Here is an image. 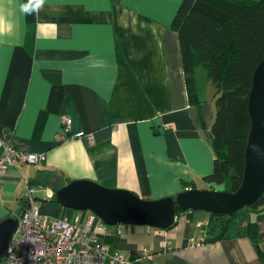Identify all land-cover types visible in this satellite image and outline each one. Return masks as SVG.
<instances>
[{"label":"crops","instance_id":"crops-1","mask_svg":"<svg viewBox=\"0 0 264 264\" xmlns=\"http://www.w3.org/2000/svg\"><path fill=\"white\" fill-rule=\"evenodd\" d=\"M182 1L45 0L38 14L24 16L23 0H0L18 40L0 42V139L44 154L36 164L15 158L2 179L0 222L18 217L29 186L42 214L68 220L77 211L55 193L70 180L144 199L210 188L203 178L215 159L216 89L198 65L197 101H188L172 26ZM64 116L72 120L66 137ZM78 131L93 140L68 137ZM207 218L185 212L168 228L107 226L100 238L134 264H264V239L233 230L255 222L256 234L264 233V203L241 211L226 237L200 242L197 223Z\"/></svg>","mask_w":264,"mask_h":264},{"label":"trees","instance_id":"trees-1","mask_svg":"<svg viewBox=\"0 0 264 264\" xmlns=\"http://www.w3.org/2000/svg\"><path fill=\"white\" fill-rule=\"evenodd\" d=\"M172 26L178 36L188 101H197L194 68L198 65L216 89L211 125L215 159L212 172L203 180L208 189L220 191L227 182V191H234L241 183L251 124L247 100L252 75L264 56V0H183ZM262 203L264 192L255 204L232 215L208 214L202 220L206 226L199 227L203 240L226 237L241 211ZM185 212L191 216L195 211L176 209L177 216ZM233 230L254 243L256 236L264 239V233L256 234L255 222Z\"/></svg>","mask_w":264,"mask_h":264},{"label":"water","instance_id":"water-1","mask_svg":"<svg viewBox=\"0 0 264 264\" xmlns=\"http://www.w3.org/2000/svg\"><path fill=\"white\" fill-rule=\"evenodd\" d=\"M251 124L244 153L241 183L234 191L188 188L174 197L144 199L126 189L108 188L93 180L75 179L60 187L56 202L68 209L91 211L108 226L148 225L168 228L181 211L232 215L255 204L264 192V56L252 75L247 100ZM18 219L0 222V260Z\"/></svg>","mask_w":264,"mask_h":264},{"label":"built area","instance_id":"built-area-1","mask_svg":"<svg viewBox=\"0 0 264 264\" xmlns=\"http://www.w3.org/2000/svg\"><path fill=\"white\" fill-rule=\"evenodd\" d=\"M71 123L68 116L61 119V130L65 137ZM70 136L93 140L92 133L83 131ZM0 147V190L3 177L15 165V158L30 164L44 159L43 153L18 149L3 138L0 139ZM35 191L33 186L27 188L26 207L17 217V227L5 247L0 264H134L128 253L108 250L100 238L108 225L91 211H84L86 215L83 219V211H77L72 220L44 215L34 198ZM197 226L205 227L206 222H198ZM203 239L201 234L198 241L202 242ZM196 242L192 240L189 244Z\"/></svg>","mask_w":264,"mask_h":264},{"label":"clouds","instance_id":"clouds-1","mask_svg":"<svg viewBox=\"0 0 264 264\" xmlns=\"http://www.w3.org/2000/svg\"><path fill=\"white\" fill-rule=\"evenodd\" d=\"M44 4L45 0H23V2L18 4V12L24 16L38 14ZM5 40L18 43L16 39V24L10 19L7 10L0 8V42H5Z\"/></svg>","mask_w":264,"mask_h":264},{"label":"rangeland","instance_id":"rangeland-1","mask_svg":"<svg viewBox=\"0 0 264 264\" xmlns=\"http://www.w3.org/2000/svg\"><path fill=\"white\" fill-rule=\"evenodd\" d=\"M220 189H222V190H227V189H229V183H223L222 185H221V187H220ZM195 212H199V211H195ZM234 222L236 223L237 222V220H234Z\"/></svg>","mask_w":264,"mask_h":264}]
</instances>
